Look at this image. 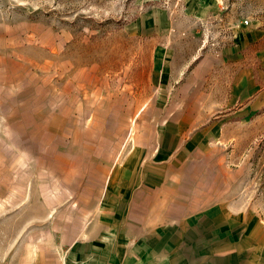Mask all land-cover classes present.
<instances>
[{
	"label": "rangeland",
	"instance_id": "374dc122",
	"mask_svg": "<svg viewBox=\"0 0 264 264\" xmlns=\"http://www.w3.org/2000/svg\"><path fill=\"white\" fill-rule=\"evenodd\" d=\"M176 122L222 133L226 161L216 172L261 220L255 238L264 245V0H0V156L9 188L10 176L14 187H47L61 212L75 201L70 184L110 178L108 167L60 174L85 169L94 136L111 128L114 152L125 151ZM47 149L65 156L55 162L61 169L48 168Z\"/></svg>",
	"mask_w": 264,
	"mask_h": 264
},
{
	"label": "crops",
	"instance_id": "0c3cea01",
	"mask_svg": "<svg viewBox=\"0 0 264 264\" xmlns=\"http://www.w3.org/2000/svg\"><path fill=\"white\" fill-rule=\"evenodd\" d=\"M61 107L69 110L73 103ZM174 124L119 152L111 128L108 137L94 136L90 143L97 148L85 146L82 153L85 169L60 174L103 175L108 167L110 178L101 185L70 184L75 201L61 212L47 187H14L17 178L10 176L9 188L8 166L0 156V264H264V245L255 238L261 220L250 205L236 202L229 176L216 172L226 161L222 133ZM104 140L111 143L106 152ZM60 154L56 160L47 149L49 169H61ZM114 156L122 157L115 163ZM33 157L37 173L33 168L30 173L37 175ZM104 157L112 158L111 165L104 167Z\"/></svg>",
	"mask_w": 264,
	"mask_h": 264
}]
</instances>
